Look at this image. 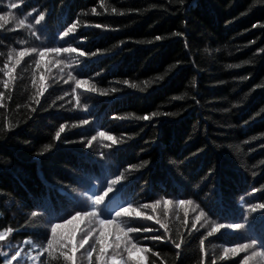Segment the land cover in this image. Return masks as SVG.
Listing matches in <instances>:
<instances>
[{
	"label": "trees",
	"instance_id": "16d2710c",
	"mask_svg": "<svg viewBox=\"0 0 264 264\" xmlns=\"http://www.w3.org/2000/svg\"><path fill=\"white\" fill-rule=\"evenodd\" d=\"M0 15V264L17 251L11 264H72L65 253L89 264L94 237L74 253L63 244L75 233L78 246L77 228L95 221L65 222L118 177L100 208L141 213L117 221L140 229L129 239L149 249L133 254L141 264H244L264 252V0H0ZM33 48L76 51L20 59ZM214 223L242 227L208 236ZM114 232L104 226L106 241Z\"/></svg>",
	"mask_w": 264,
	"mask_h": 264
},
{
	"label": "snow or ice",
	"instance_id": "6c2138e0",
	"mask_svg": "<svg viewBox=\"0 0 264 264\" xmlns=\"http://www.w3.org/2000/svg\"><path fill=\"white\" fill-rule=\"evenodd\" d=\"M10 7L16 8L17 4L13 3L10 5ZM8 19H9V16L0 15V21H2V22L7 23ZM43 19H44V16L41 14L40 18L38 20H36V23H40V21ZM19 23L21 25H23L24 20H20ZM0 27H3V24H0ZM75 28H76V25L73 24L71 27H69L67 29V31L64 33V36H67L69 33H73L75 31ZM157 39H159V37H157ZM75 51H76L75 48H63V49H61V48H46V49L39 50V51L37 49L33 48L31 50L25 49V50L19 52L18 55H19L20 59H22L25 55L29 54V52H32V53L38 52L39 57L43 58L46 55H49L50 53H55V54L59 55L61 52L68 53V52H75ZM81 55H83V53H81ZM9 59H12L11 53H9ZM15 63L19 64L20 60L17 59ZM57 63L63 64V61H58ZM5 67H7V65H5ZM14 67H15V65L13 66V69H14ZM36 67H37V69H39L40 60L36 61ZM231 67H240V65H233ZM61 70H63V69H61ZM4 74L10 75V72H5ZM68 79L69 80H75L77 87H79L80 84L82 83V81L76 80L75 77H73L71 75V73L68 74ZM84 83H87V81H84ZM8 84H9V81L5 80L4 81V87L7 88ZM96 90L97 89L93 86V87H90L87 91L88 92H95ZM44 91H45V87L43 84H41L39 89H38V95H43ZM113 91H115V89H113ZM3 95H4L3 93H0V99H3ZM36 103L39 104V100H37ZM79 103H80V98L77 97V104H79ZM143 119H148V117L145 116V117H143ZM83 123L87 124L88 122L83 121ZM64 130H65L64 127L61 126L60 130L58 132H56V137L59 138L61 133L64 132ZM99 136L106 138L108 140H111L114 144L116 143V140L114 139V137L111 135H108L104 131L99 132ZM93 140H96V136H93L91 138V140L88 141L89 146L92 144ZM45 150H47V148ZM120 179H121V177H118L117 179L112 180L108 184L107 190L104 192L103 195H96V196H94V198L91 199L92 207H91L90 211L89 210L78 211L71 217V219H69L65 222V224H71L74 221L83 222L86 219H91V220L95 221V226L89 228L87 231H85V229L77 228V231L85 232L83 238L79 241L78 246L76 244H72V240L75 239V233H73V235L68 238L67 242L63 244V246L65 248L70 247V251L74 253L79 248H84V246L86 244H88L89 241L94 237V242L91 244L90 250L87 252L89 264H92L93 253L96 254V264H141V261L138 259H135L133 254L134 253H143V252L149 251V249H147V248L138 247L137 244L133 243L131 241V239H129V233L140 231V229H136V228H132V227L125 228V227H122L119 222H117L118 218H120L122 216H131L133 212H135L136 216L141 215V213L138 212L136 209H134L131 204H129L127 207H120L119 211H115L114 216L111 214L105 215V213L108 211L107 208H104V209L100 208V205L104 204L105 198L108 195V193L112 191L113 187L118 183V181ZM164 203L167 206V205L171 204V201H165ZM186 204L190 205V204H192V201H184V200L179 201V206L182 208ZM158 205H159V201H157L156 204H152V205L145 204V205H143V207L144 208L151 207V208L155 209ZM256 207L264 208V204H260ZM256 207H253L251 209V211H255ZM33 215H35V213H33ZM204 216H205V213L203 211H201L200 214L196 217V221L199 222L201 220V218H203ZM145 219L152 220L153 217L152 216H146ZM185 222H187V221L185 220ZM156 223L160 225V228L167 230L168 225L166 223H162L158 219L156 220ZM207 223H208V221L205 220V224H207ZM65 224H56V225L52 226V228H51L52 239H49L47 241L48 249H51L53 244L56 243L57 229L64 227ZM106 225H112V226H114V229H115V232L113 234L114 239L111 242H108L105 239L104 226H106ZM195 226L196 225L194 223L192 225V227L195 228ZM241 227H242V225H239V224L225 225V224H221V223H214L211 227V231H209L207 233V235L212 236L214 233H218L221 231V229H224V228L238 229ZM8 231H11V229H9ZM144 231H151V229L146 228V229H144ZM6 235H7V233H0V240H3ZM160 238L161 237H159V236L153 237V239H160ZM29 243H31V241H29ZM255 243L256 242L253 241L251 244H241V245H238L236 247L225 248L223 250L224 256L227 257L229 254L237 255L242 251H246L247 249L254 247ZM200 244H201V251H203V245H204L203 239L200 241ZM180 246L181 245L179 243L175 244V247L177 249H179ZM108 248L113 249V253H114L113 255H111V256L108 255V252H107ZM121 248L123 249V252L127 254L126 259L123 258L121 253L118 251ZM20 255H21L20 251H17L15 253V255H13L11 257L10 261H6V264H11V261H15L17 259V257H19ZM117 255H121V258L117 259ZM255 257H260V258L264 259V252L254 251L252 253V256L244 258V264H249V261ZM64 259L72 262V264H75L74 255L65 253ZM213 264H215V262H213Z\"/></svg>",
	"mask_w": 264,
	"mask_h": 264
}]
</instances>
